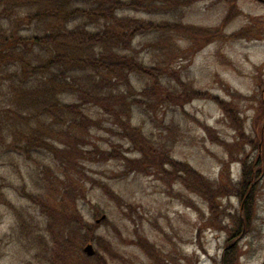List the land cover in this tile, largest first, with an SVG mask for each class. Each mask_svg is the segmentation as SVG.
Returning a JSON list of instances; mask_svg holds the SVG:
<instances>
[{
    "label": "trees",
    "instance_id": "16d2710c",
    "mask_svg": "<svg viewBox=\"0 0 264 264\" xmlns=\"http://www.w3.org/2000/svg\"><path fill=\"white\" fill-rule=\"evenodd\" d=\"M197 1L0 0V170L31 171L32 190L22 186L19 194L36 215L6 203L15 220L13 233L30 255L31 264H109L99 251L91 258L84 253L94 243L105 254L113 253L110 242L96 236L99 223H112L90 202L91 191H102L123 220L132 222L133 214L139 218L138 206L91 176L93 167L110 163L121 168L116 179L144 175L157 178L166 188L180 185L203 202L210 217H228L223 200L244 201L245 219L239 212L230 217L231 230L223 225L224 219L212 226L206 219L204 225L227 232L230 240L241 234L243 223L249 227L248 209L253 212L260 176L258 164L264 161V116H260L264 96L261 100L257 94L242 96L226 85L230 97L226 101L199 92L178 77L173 76L174 83L169 81L168 69L178 59L192 57L213 42H226L220 28L211 31L120 15L124 11L159 14ZM219 1L229 4L223 26L239 11L235 0ZM249 35L253 36L243 28L227 39H247ZM147 37L151 38L138 49L137 40ZM177 39H184L187 49L173 44ZM145 51L150 53L149 59L148 53L142 55ZM132 78L143 81L144 87L137 89ZM195 100L214 103L234 133V144L212 139L228 157L220 163V183L175 161L172 145L155 141L133 122L135 109L154 113L163 107L180 109ZM240 101L247 102L246 109L253 113L249 128L241 120L245 109ZM101 131L109 137L100 139ZM246 148L255 153L252 162ZM231 162L240 165L237 183L226 177ZM83 204L94 211L96 220L105 219L87 223L80 210ZM184 204L197 210L190 201ZM136 239L134 245L153 264H178L143 237ZM186 257L181 255L184 264L198 261L196 256L191 262ZM238 261V250L232 247L224 251L219 264Z\"/></svg>",
    "mask_w": 264,
    "mask_h": 264
},
{
    "label": "rangeland",
    "instance_id": "374dc122",
    "mask_svg": "<svg viewBox=\"0 0 264 264\" xmlns=\"http://www.w3.org/2000/svg\"><path fill=\"white\" fill-rule=\"evenodd\" d=\"M235 4L239 13L223 26L229 4L219 0H200L189 7L168 12L164 10L159 14L124 11L120 15L181 23L211 31L220 28L221 36L226 42H213L192 57L188 54L183 59H178L168 69L169 81L174 83L172 78L178 77L183 82L191 83L195 90L208 92L226 101L230 100L225 92L226 85L242 96L250 98L257 94L258 100H261L262 95L264 96V4L256 0H235ZM243 28H248L253 36L239 40L227 39ZM150 38L138 39V49ZM173 44H177L180 49L188 47L184 39H177ZM147 53L145 51L142 55ZM132 82L137 89L144 87L141 80L132 78ZM246 103L239 102L240 107L245 109L240 116L249 128L253 113L246 109ZM260 116H264V111ZM133 122L155 141L172 145V158L175 161L189 165L212 182L220 183V163L228 157L224 149L213 143L212 139L218 138L228 144H234L235 141L234 133L228 129L222 112L214 103L195 100L180 109L163 107L154 113L144 108L135 109ZM262 122L264 128V119ZM204 128L210 130V135ZM99 137L107 139L109 135L101 131ZM261 141L262 137L258 138V157L261 155ZM99 143L104 145L101 140ZM246 153L252 162L255 153L249 148H246ZM18 171L14 172L11 167L0 170V264H31L30 255L18 245V235L13 233V212L6 204H11V208H27L36 215L19 194L22 186H26V191L32 190L31 171L24 168ZM92 171L91 176L95 180L110 184L119 196L139 207V218L133 214L132 222H128L122 219L119 210L102 191H91L90 202L103 210L108 221L112 223L109 226L99 223L96 236L110 242L113 253L105 254L95 243L91 245L94 252L99 251L109 264H153L152 259L134 245L136 236L143 237L156 251L168 253L171 260L178 264H184L180 260L184 254L190 262L196 256L198 261L195 264H219L223 251L232 247L238 250V264H264V161L261 160L258 164L260 176L254 193L253 212L248 209L251 223L247 229L243 223L241 234L233 240L228 238L227 232L206 228L204 223L206 219H210L212 226L218 220L224 219L223 225L231 230L233 225L230 224V217H235L239 212V217L245 219L244 212L242 214V210L247 211L244 201L240 203L233 197L223 200L222 205L227 208L228 217H210L203 202L186 193L180 185L174 184L171 188H166L157 178L144 175L116 179L114 176L121 173V168L115 163L95 166ZM226 177L232 183H237L240 178V165L229 163ZM189 201L197 210L184 204ZM80 210L87 223L99 220H96L94 211L88 205H81Z\"/></svg>",
    "mask_w": 264,
    "mask_h": 264
},
{
    "label": "water",
    "instance_id": "95a60500",
    "mask_svg": "<svg viewBox=\"0 0 264 264\" xmlns=\"http://www.w3.org/2000/svg\"><path fill=\"white\" fill-rule=\"evenodd\" d=\"M257 1H261L263 4H264V0H257ZM105 217L103 216L100 220L97 221V224L101 221V220H104ZM84 253L87 257L91 258L95 255V252L93 250V247L91 245H87L85 248H84Z\"/></svg>",
    "mask_w": 264,
    "mask_h": 264
}]
</instances>
